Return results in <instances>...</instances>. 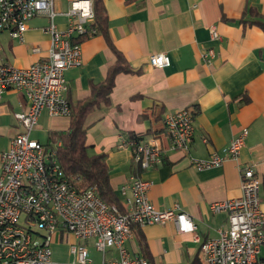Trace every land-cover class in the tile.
<instances>
[{
    "label": "crops",
    "instance_id": "obj_1",
    "mask_svg": "<svg viewBox=\"0 0 264 264\" xmlns=\"http://www.w3.org/2000/svg\"><path fill=\"white\" fill-rule=\"evenodd\" d=\"M71 1L54 0V9L64 12ZM93 1L104 14L106 34L97 31L80 38L82 63L64 73L68 102L77 105L104 82L110 67L118 63L115 51L130 71L115 75L109 102L94 106L86 117L87 151L105 155L109 183L123 208L130 192H121L120 186L136 173L150 182L148 197L154 206L177 204L195 225L190 233L178 232L173 222L134 226L125 245L150 264H203L202 241L228 226L226 212H212L210 204L240 194L239 165H251L259 177L264 209V0ZM47 22L45 15L32 17L22 40L0 30V63L25 67L45 59L49 35L43 26ZM55 22L63 28L66 18L57 15ZM210 25L220 33L219 41L209 38ZM207 47L215 50L211 63L201 55ZM157 52L168 54V66L157 68L148 63L149 55ZM26 105L20 91L10 89L2 95L0 153L21 130L14 113ZM186 107L194 116L189 154L207 158L246 128L237 161L228 159L219 167L196 170L187 153L168 148V139L162 135L163 115ZM68 126V116H52L43 110L30 135L47 144L50 132L66 131ZM41 131L47 132L45 141L37 137ZM124 133L158 137L165 149L162 163L139 170L132 161V150L116 147L118 136ZM71 242L79 241L67 233L52 235L56 264H76L69 251ZM84 244L88 264H100L101 254L93 240ZM114 255L113 249L107 253V257Z\"/></svg>",
    "mask_w": 264,
    "mask_h": 264
},
{
    "label": "built area",
    "instance_id": "obj_2",
    "mask_svg": "<svg viewBox=\"0 0 264 264\" xmlns=\"http://www.w3.org/2000/svg\"><path fill=\"white\" fill-rule=\"evenodd\" d=\"M60 14L66 18L63 28L55 22ZM36 15L48 19L43 26L49 35L46 58L25 67L0 63V99L11 89L22 92L27 101L25 108L14 113L21 130L0 153V264H56L51 248L55 232L71 234L79 241L69 245L76 264L90 262L84 244L89 239L101 254L100 264H148L125 245L132 228L173 222L178 232L190 233L195 229L192 217L177 204L169 208L154 206L148 197L150 182L136 173L120 186L121 192H130L120 210L116 204L102 200L95 188L82 187L75 175L64 172L56 161L60 140L44 144L31 137L43 110L52 116L70 115L64 73L82 63L80 38L97 32L92 24L93 0H72L64 12L54 9V0H0V30H6L12 38L22 40L28 21ZM208 34L212 41L221 38L214 25L208 27ZM201 55L211 63L216 54L213 47H207ZM148 63L163 68L170 64V58L165 52H157L149 55ZM193 117L188 107L163 115L162 135L168 139V148L187 153L196 170L219 167L228 159L238 160L246 128L220 152L213 151L203 159L191 156ZM116 147L130 148L139 170L161 164L165 150L158 137L125 133L118 136ZM238 171L240 194L210 204L212 212H226L228 226L202 241L203 264H264L260 179L251 165H239ZM111 249L115 255L107 257Z\"/></svg>",
    "mask_w": 264,
    "mask_h": 264
},
{
    "label": "trees",
    "instance_id": "obj_3",
    "mask_svg": "<svg viewBox=\"0 0 264 264\" xmlns=\"http://www.w3.org/2000/svg\"><path fill=\"white\" fill-rule=\"evenodd\" d=\"M94 21L93 25L98 32L104 31V14L93 1ZM118 63L110 67L108 74L101 84L94 86L92 95L73 106L70 104L71 113L68 116L69 126L66 131L50 132L49 142L60 140L61 144L56 148V161L67 174L75 175L84 188H95L98 196L108 204H116L120 210L124 208L119 204L117 197L109 183L108 169L103 153L90 154L86 145V117L94 106L99 103L107 104L109 94L114 85V77L119 71H130L127 66H122V56L115 51ZM135 135V134H132ZM148 264H150L148 262Z\"/></svg>",
    "mask_w": 264,
    "mask_h": 264
},
{
    "label": "rangeland",
    "instance_id": "obj_4",
    "mask_svg": "<svg viewBox=\"0 0 264 264\" xmlns=\"http://www.w3.org/2000/svg\"><path fill=\"white\" fill-rule=\"evenodd\" d=\"M38 139L39 140H41V141H45L46 140V137H47V132H45V131H41L40 132V134H38ZM4 140H5V138H1V143H3L4 142ZM88 152L89 153H92V151L90 150V149H88ZM71 243H73V242H71Z\"/></svg>",
    "mask_w": 264,
    "mask_h": 264
}]
</instances>
